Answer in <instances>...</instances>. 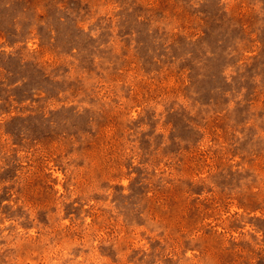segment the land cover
Masks as SVG:
<instances>
[{"label":"rangeland","instance_id":"374dc122","mask_svg":"<svg viewBox=\"0 0 264 264\" xmlns=\"http://www.w3.org/2000/svg\"><path fill=\"white\" fill-rule=\"evenodd\" d=\"M0 264H264V0H0Z\"/></svg>","mask_w":264,"mask_h":264}]
</instances>
